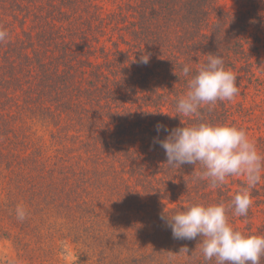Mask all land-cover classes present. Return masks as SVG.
Instances as JSON below:
<instances>
[{
    "label": "trees",
    "instance_id": "trees-1",
    "mask_svg": "<svg viewBox=\"0 0 264 264\" xmlns=\"http://www.w3.org/2000/svg\"><path fill=\"white\" fill-rule=\"evenodd\" d=\"M235 1L240 10L218 0H0L9 33L0 42V238L20 262L168 264L175 255L174 264H215L203 260L199 235L173 238L167 215L195 202L227 206L246 177L213 188L196 178L199 164L169 166L156 141L201 121L250 129L248 98L264 104V0ZM209 55L223 57L238 94L185 117L177 101ZM251 196L248 215L229 208V222L264 234V224L243 226L264 212V173Z\"/></svg>",
    "mask_w": 264,
    "mask_h": 264
},
{
    "label": "clouds",
    "instance_id": "clouds-1",
    "mask_svg": "<svg viewBox=\"0 0 264 264\" xmlns=\"http://www.w3.org/2000/svg\"><path fill=\"white\" fill-rule=\"evenodd\" d=\"M8 35L7 29L0 28V42L5 41ZM149 59V56H143L141 62L147 64ZM182 72L187 77L192 69L185 64ZM187 85V92L176 104L177 112L185 117L198 114L202 106L231 101L239 91L237 77L225 67L220 55H209L207 62L191 76ZM156 130L158 133L168 131L160 124ZM156 142L165 150L169 166L199 164L202 170L196 178L206 179L213 188L223 185L229 176L246 177L245 184L227 206L223 202H195L167 215L166 224L171 228L173 238L193 240L199 235L201 243L198 248L205 262L260 264L264 257V234L242 232L229 222V208L237 216L248 215L252 205L251 189L261 181L264 173V154L258 151L246 131L227 122L201 121L175 128L166 139ZM16 215L21 221L26 218L21 205H17ZM161 219L165 220V217L161 216ZM188 251L184 247L180 253ZM175 258V255H170L168 264H174Z\"/></svg>",
    "mask_w": 264,
    "mask_h": 264
},
{
    "label": "rangeland",
    "instance_id": "rangeland-1",
    "mask_svg": "<svg viewBox=\"0 0 264 264\" xmlns=\"http://www.w3.org/2000/svg\"><path fill=\"white\" fill-rule=\"evenodd\" d=\"M218 4L221 8L226 10L237 11L240 10L241 5L235 0H218ZM107 6L109 10H113L114 5L108 3ZM112 35V34H111ZM241 100V98H240ZM246 106L251 109L249 113H252V120L248 123L250 129L246 130L248 138L255 142L257 149L259 151V141L258 138L264 136V104H261L260 97L248 98ZM256 217L252 219L253 225L248 226V223H244L245 228H252V230L257 231V228L264 224V212L256 213ZM74 253L71 252L67 256L61 255V260L66 263H70L73 260ZM0 264H24L20 262L17 258L16 250L11 241L4 240L0 238Z\"/></svg>",
    "mask_w": 264,
    "mask_h": 264
}]
</instances>
